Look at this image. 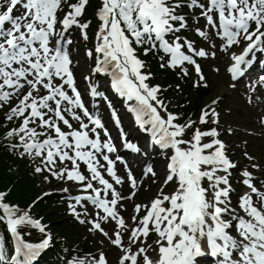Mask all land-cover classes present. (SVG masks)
<instances>
[{
    "label": "snow or ice",
    "instance_id": "snow-or-ice-1",
    "mask_svg": "<svg viewBox=\"0 0 264 264\" xmlns=\"http://www.w3.org/2000/svg\"><path fill=\"white\" fill-rule=\"evenodd\" d=\"M89 2L0 0V108L8 106L6 121H20L5 134L6 139H18L10 147L19 150L21 157L40 158L36 173L46 170L51 177L78 185L80 194L70 197L75 201L69 204L70 211L79 219L76 206H84L83 202L99 210L93 219L80 222L89 223V231L101 233L120 250L118 264H141L140 256L142 264H198V258L206 254L218 257L219 264H264V179H254L251 172L243 170L240 179L248 191L238 195L234 206L231 174L239 166L219 139V113L211 106L201 110L200 125L210 119L217 125L206 130L190 118L178 123L179 115L168 112L158 99L159 85L147 83L151 73L141 71L144 61L137 56V48L145 55L163 53L160 66H180L185 76L187 62L197 73L196 86L203 83L206 87L194 57H215L219 48L230 54L227 72L235 82L246 74L256 53H264V0H101L95 13L100 23L95 33L94 72L110 77L111 88L126 102H133L128 110L139 128L149 134L154 150L158 148L166 160L165 178L156 196L150 204L135 205L136 213L144 209L145 214L132 216L136 226L130 230L128 246L123 242L128 225L120 214L121 202L136 193L124 197L115 185L127 182L136 189L137 178L119 155L111 157L117 147L100 117L92 115L82 100L67 49L71 40L65 37L77 26L88 39L84 30L91 21L82 22L81 18ZM190 19L196 24L195 34L209 45L207 49L197 48L195 41L184 35L191 27ZM200 19L205 21L203 25ZM234 47L242 50L237 53L232 51ZM88 55L92 57L93 52L89 50ZM91 95L104 93L92 86ZM216 103L212 101V105ZM112 115L119 125L116 113ZM190 129L194 131L189 136ZM101 132L106 139L101 138ZM124 146L140 152L136 144L125 142ZM117 161L127 168L124 177L117 174ZM81 163L88 175L81 170ZM143 175L159 178L151 165ZM167 187L171 191L166 192ZM6 197L7 193L0 191V221L6 224L14 248L9 254L0 237V264H34L49 247L51 236L31 215L32 205L21 208L5 202ZM112 221L116 227L110 234L103 225ZM28 226L45 233L44 238L38 243L26 241L20 229ZM152 232L157 235L156 248L149 244L132 250V244ZM149 249L158 251L157 259L149 257ZM66 264H107V259L104 252L98 256L89 253Z\"/></svg>",
    "mask_w": 264,
    "mask_h": 264
},
{
    "label": "rangeland",
    "instance_id": "rangeland-1",
    "mask_svg": "<svg viewBox=\"0 0 264 264\" xmlns=\"http://www.w3.org/2000/svg\"><path fill=\"white\" fill-rule=\"evenodd\" d=\"M75 43H77L76 46L80 47L83 43V40L80 37L79 31L75 33ZM79 40V41H78ZM77 47V48H78ZM83 47V46H82ZM82 49V48H81ZM75 55L74 59L75 62L78 64V59L84 61L83 57V51H78L74 50ZM223 59V54H218L216 59L212 62V65H214L217 69L215 68L214 72L212 69H208V75L213 81L216 92L214 97L220 98L221 102L227 106V110H230V114H232L231 117H226L228 111L224 110L220 113V119L224 123L223 126L226 127V130L232 129L233 133L231 136L225 137V139L229 143V147L231 148L232 155L234 156V159H236L237 164L239 165H249L250 169H252V165L258 164L261 167L260 168H254L255 171L264 169V142L262 141L264 138L262 136V133L259 131L257 123H256V118H255V113L256 110L253 108H250L245 101L243 100L241 94H238L236 92H232L229 90L226 81L224 79V73L223 69L221 67V62ZM90 63L84 62V73H88V65ZM80 78L82 76H79ZM103 87V84L100 85V88ZM254 112V114H252ZM229 134V133H228ZM245 153L248 155L245 156ZM236 155V156H235ZM248 157H252V159H249ZM253 163L251 166L250 164ZM146 161L144 162L145 166ZM262 171V170H261ZM138 171V173H140ZM264 171H262L261 175L264 177ZM157 175H159V172L156 171ZM165 176V173L160 178H155L154 180L151 179V176L147 177V181L145 183H141V185H138L136 189L131 188L130 190H125V188H121L120 191L122 192V195L124 197H129L130 192L132 190H135L138 194H140L144 186H148L149 190L144 194V196L140 199H138L137 195L132 197L131 199H125L121 203L124 204V207L120 209V213L125 216L126 223L128 226L132 225L134 222L132 221V216L136 215L135 211V205L140 204V205H146L151 198H154L157 194V191L159 187L161 186L163 182V178ZM129 186V185H128ZM171 191V187L167 190ZM84 206L79 208V213H80V220H84ZM75 219L77 217L74 215ZM78 220V219H77ZM81 223V222H80ZM82 228L94 236V240L96 245L99 247V250L101 252H104L106 256L111 261V264H117V261H113L112 257L115 254V250L112 248V245L110 244L109 240L105 237H101L98 235V233H95L94 231H89L90 224L89 223H81ZM81 225H79L81 227ZM116 226V225H114ZM112 232V231H111ZM111 232H109L111 234ZM125 241L124 244H126V239L128 237V233H125ZM129 242V241H128ZM147 241H144V239L141 240L140 244L145 245ZM152 248H156L157 246L155 243L151 244ZM108 249L113 250L114 252L111 253L110 255L107 253ZM148 252H151L149 257L153 260L157 258L158 252L157 251H152L151 249L148 250ZM118 254V253H117Z\"/></svg>",
    "mask_w": 264,
    "mask_h": 264
},
{
    "label": "trees",
    "instance_id": "trees-1",
    "mask_svg": "<svg viewBox=\"0 0 264 264\" xmlns=\"http://www.w3.org/2000/svg\"><path fill=\"white\" fill-rule=\"evenodd\" d=\"M94 7L95 4H89V11H93ZM153 81L156 82L157 77ZM164 82L167 83L166 80ZM175 94L176 91L172 89L165 93V97L173 99ZM198 106V100H194L184 108V111L187 115L192 112L195 118ZM3 129L0 128V136L3 133ZM43 184L42 176H38L34 168L26 160L19 159L14 151L2 146L0 143V191L7 193L5 202L24 208L45 188ZM50 208L55 209L56 213L47 214ZM34 211L38 215H42L44 220L51 223L50 229L55 234L57 245L62 243V239H71L73 234L71 225L67 222H57L56 214L60 216L62 213L61 208L56 205L53 197L41 201Z\"/></svg>",
    "mask_w": 264,
    "mask_h": 264
}]
</instances>
